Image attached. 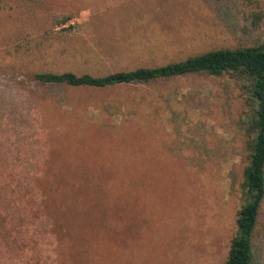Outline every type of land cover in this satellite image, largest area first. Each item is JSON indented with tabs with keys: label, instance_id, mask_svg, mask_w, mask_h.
Wrapping results in <instances>:
<instances>
[{
	"label": "rangeland",
	"instance_id": "374dc122",
	"mask_svg": "<svg viewBox=\"0 0 264 264\" xmlns=\"http://www.w3.org/2000/svg\"><path fill=\"white\" fill-rule=\"evenodd\" d=\"M263 43L264 0H0V261L23 239L29 264H223L245 203L253 110L242 78L88 89L29 77ZM253 264H264V201Z\"/></svg>",
	"mask_w": 264,
	"mask_h": 264
},
{
	"label": "trees",
	"instance_id": "16d2710c",
	"mask_svg": "<svg viewBox=\"0 0 264 264\" xmlns=\"http://www.w3.org/2000/svg\"><path fill=\"white\" fill-rule=\"evenodd\" d=\"M261 13L253 16L259 19ZM63 18L57 24H67ZM257 25V24H253ZM238 75L244 80V88L249 96L253 113L245 129L248 149L247 165L243 170L241 190L244 205L237 213V233L231 239L229 251L223 264H253V238L256 231L261 204L264 201V43L256 47L216 49L194 55L182 61L171 62L153 68H136L129 71L111 72L103 76L72 72L34 73L30 81L40 86H66L71 88L107 89L118 86L149 84L186 76ZM37 194L31 190L26 202L30 204V214H36ZM0 215L5 217V169L0 166ZM1 235V232H0ZM7 243L11 264L23 259L24 254L33 253L34 246L29 240H14ZM0 241V260L2 254ZM9 260V261H10ZM0 264H5L0 261Z\"/></svg>",
	"mask_w": 264,
	"mask_h": 264
}]
</instances>
